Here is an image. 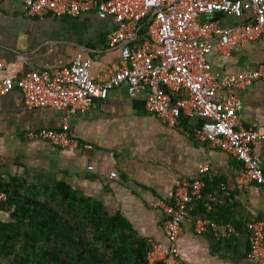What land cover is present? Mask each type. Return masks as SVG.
I'll use <instances>...</instances> for the list:
<instances>
[{"label":"crops","instance_id":"crops-1","mask_svg":"<svg viewBox=\"0 0 264 264\" xmlns=\"http://www.w3.org/2000/svg\"><path fill=\"white\" fill-rule=\"evenodd\" d=\"M246 20L215 13L201 22L225 29ZM114 28L112 19L95 14L32 18L21 0H0V79L65 68L78 54L91 59L92 77H112L120 68V52L109 42ZM210 63L215 73L224 75L258 69L264 65V35L228 56L213 51ZM237 95L242 126L264 128V81ZM65 123L70 134L94 147L88 159L79 151L60 150L29 137L39 130H60ZM194 124L181 118L174 127L164 125L148 113L144 95L131 98L125 87L95 101L85 115L70 117L49 108L30 110L15 90L0 99V178L47 185L66 182L102 202L110 214H122L141 238L167 251L170 243L160 204L173 206L176 182L195 179L198 168L206 165L205 196L214 202L210 210L205 203L190 207L177 241L180 259L183 264H255L249 259L246 225L257 221L264 226V194L253 182L240 183L241 165L232 156L198 144ZM253 155L264 171V146L254 148ZM89 163L93 171L87 170ZM6 217L0 212V219ZM198 219L230 225L236 234L217 239L210 230L199 236L193 228Z\"/></svg>","mask_w":264,"mask_h":264},{"label":"built area","instance_id":"built-area-1","mask_svg":"<svg viewBox=\"0 0 264 264\" xmlns=\"http://www.w3.org/2000/svg\"><path fill=\"white\" fill-rule=\"evenodd\" d=\"M24 12L32 18H77L95 14L112 19L115 28L110 45L120 52V68L112 76L96 79L91 76V59L78 54L68 67L34 71L23 77L0 79V99L19 91L25 106L32 109H53L66 117L82 116L95 101L107 99L109 93L125 87L131 98L145 97V107L159 121L174 127L181 118L193 121V137L200 145L222 151L241 165L240 183L253 182L264 194V171L253 155L264 146V128L242 126V102L237 91L264 81V65L246 68L236 75L213 71V51L228 56L234 48L244 47L264 35V0H21ZM221 13L245 22L220 28L203 23ZM4 62L0 59V71ZM68 152L79 151L83 158L94 147L69 133L67 123L60 130H39L29 135ZM88 171H93L92 163ZM209 168H198L195 179H180L175 184L174 205L160 204L165 211L164 227L170 243L165 251L152 244L148 254L151 264H183L177 251L190 207L205 203L212 209L214 201L205 196V178ZM111 179L114 175H111ZM7 196L0 193V203ZM194 232L204 235L213 231L217 239L236 234L230 226H219L210 219L195 221ZM249 259L264 264V226L257 221L246 225Z\"/></svg>","mask_w":264,"mask_h":264},{"label":"trees","instance_id":"trees-1","mask_svg":"<svg viewBox=\"0 0 264 264\" xmlns=\"http://www.w3.org/2000/svg\"><path fill=\"white\" fill-rule=\"evenodd\" d=\"M0 193V264H151L152 244L122 214L66 182L0 178Z\"/></svg>","mask_w":264,"mask_h":264}]
</instances>
